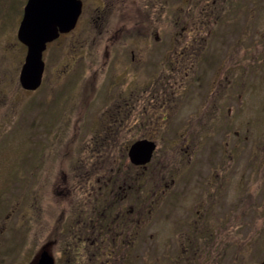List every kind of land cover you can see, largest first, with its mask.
<instances>
[{
    "label": "flooded vegetation",
    "instance_id": "obj_1",
    "mask_svg": "<svg viewBox=\"0 0 264 264\" xmlns=\"http://www.w3.org/2000/svg\"><path fill=\"white\" fill-rule=\"evenodd\" d=\"M80 1L75 29L86 24V36L91 19L84 17L85 4ZM135 1L99 0L95 8L97 54L84 55L96 65L100 81L95 88L105 104L96 116L79 118L90 126L85 133L102 140L101 146L124 135L135 141L125 148L111 145L114 158L108 163H103L104 149L90 154L80 150L77 153L84 157L62 178L51 169L41 175L35 158L32 181L38 186L64 183V191L47 204L42 196L41 201L33 197L26 211L0 217V264H222L218 256L234 244L232 236L243 238L247 250L248 230L256 234L258 227L263 229L257 224L261 217L256 208L247 218L249 205L256 204L247 201V180L233 187L211 169L198 194L196 187L188 186L192 170L183 161H191L192 140H200L194 129L176 145L180 163L167 161L170 150L161 148L157 139L173 121L194 126L216 120L239 123L245 142L251 135L261 139L262 119L247 117L246 87L249 76L255 79L256 90L262 87L264 0H137V6ZM169 25L177 30L174 53L168 46ZM216 28H224L218 36L228 40L218 83L223 80L230 87H215L209 78L205 103L197 97L186 106L189 76L208 73L219 63ZM107 47L112 48L110 53ZM232 76L239 77L240 87L231 85ZM106 79L109 83L104 84ZM219 91L225 104L216 96ZM233 106L239 107L238 113ZM138 140L155 144L144 164L128 157ZM93 155L96 164L88 163ZM236 190L241 196L234 195Z\"/></svg>",
    "mask_w": 264,
    "mask_h": 264
},
{
    "label": "rangeland",
    "instance_id": "obj_2",
    "mask_svg": "<svg viewBox=\"0 0 264 264\" xmlns=\"http://www.w3.org/2000/svg\"><path fill=\"white\" fill-rule=\"evenodd\" d=\"M24 1L0 0V217L6 213L26 211L33 197H40L41 201L42 196L44 204H47L58 194H63L64 183L38 186L32 181L30 172L35 165L31 164L35 158L38 160L37 167L41 170V175L51 169L55 175L62 178L72 163L84 157L77 153L80 150H86V153L90 154V151L98 152L104 149L103 163H108L114 158L110 154L111 145L125 148L135 141L131 136L124 135L121 139L107 141L101 146L102 140L91 138L90 133H85L90 130V126L79 122L81 117L96 116L99 107L105 104L100 98V91L95 88L100 81V76L94 71L96 65L85 59L84 55L88 54L87 52L97 54L94 44L98 34L95 8L99 0H83V15L88 21L91 19L86 36V24L82 23L71 31L70 35L60 40L57 38V41L54 40L55 42L47 47L43 55L45 68L42 83L33 92L24 91L19 84V73L26 50L23 51L17 39V29ZM137 4L136 0L135 6ZM223 29H215V63H219L208 73L189 76L185 82L184 87L187 89L184 91L183 103L186 106L194 103L197 97L205 103L207 91L204 87L207 88L209 78L215 83V87H230L223 80L221 84L218 83L220 77H223L222 58L228 45L226 38L218 36ZM252 30L253 34H256L255 29ZM176 35L175 26L169 25L168 46L173 53L177 51L176 44H172L176 41ZM84 41L87 42V50L84 48ZM111 49L107 47L106 53H110ZM173 67V64L169 65V72ZM238 79L239 77H231L233 87H240ZM262 80V87L256 90L255 79L249 76L246 87L250 100L247 117L259 115L262 119L261 139L251 135L245 142L243 127L239 123H227L222 120L206 121L194 126L178 125L173 121L166 125L164 132L157 139L161 148L170 150L167 161L180 163L179 154L175 151L178 148L176 145L182 142V136H186L193 129V132H197L200 140H192L195 152L191 154V161H183L191 165L193 177L188 186L196 187L194 189L197 194L208 180L211 169L218 170L219 178L230 182L233 187L234 184L241 185L247 180V201H256V204L249 205L247 218L251 217L250 211L256 208L258 216L261 217L257 224L263 225V229L258 227L256 234L248 230L247 250L244 249V244L242 245L245 242L243 238L240 240L238 236H232L234 244L218 256V259H222V264H264V73ZM105 83H109V80L106 79ZM109 88L111 87H107ZM218 93L223 96L220 91L216 96H219ZM219 101L226 103L222 97ZM238 111L239 107L233 106L234 114ZM235 131L240 134L236 136ZM118 158L121 160L122 156L118 155ZM122 161L126 162V159ZM88 163L96 164L97 156H89ZM238 191L236 190L234 195L241 196L242 192Z\"/></svg>",
    "mask_w": 264,
    "mask_h": 264
},
{
    "label": "water",
    "instance_id": "obj_3",
    "mask_svg": "<svg viewBox=\"0 0 264 264\" xmlns=\"http://www.w3.org/2000/svg\"><path fill=\"white\" fill-rule=\"evenodd\" d=\"M81 9L80 0H28L17 32L18 40L27 48L19 74L23 90L36 91L40 87L44 73L42 55L47 44L74 29ZM154 149V142L138 140L129 149V160L147 163Z\"/></svg>",
    "mask_w": 264,
    "mask_h": 264
}]
</instances>
